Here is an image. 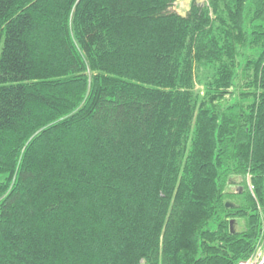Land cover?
Instances as JSON below:
<instances>
[{
	"label": "trees",
	"instance_id": "trees-1",
	"mask_svg": "<svg viewBox=\"0 0 264 264\" xmlns=\"http://www.w3.org/2000/svg\"><path fill=\"white\" fill-rule=\"evenodd\" d=\"M174 1L0 0V264L264 249V0Z\"/></svg>",
	"mask_w": 264,
	"mask_h": 264
},
{
	"label": "rangeland",
	"instance_id": "rangeland-1",
	"mask_svg": "<svg viewBox=\"0 0 264 264\" xmlns=\"http://www.w3.org/2000/svg\"><path fill=\"white\" fill-rule=\"evenodd\" d=\"M192 0H175L171 8H169L170 12H174L180 16L186 15L189 10L190 3ZM198 4L204 3L206 0H194Z\"/></svg>",
	"mask_w": 264,
	"mask_h": 264
},
{
	"label": "built area",
	"instance_id": "built-area-1",
	"mask_svg": "<svg viewBox=\"0 0 264 264\" xmlns=\"http://www.w3.org/2000/svg\"><path fill=\"white\" fill-rule=\"evenodd\" d=\"M238 264H264V249L258 250L251 258Z\"/></svg>",
	"mask_w": 264,
	"mask_h": 264
},
{
	"label": "water",
	"instance_id": "water-1",
	"mask_svg": "<svg viewBox=\"0 0 264 264\" xmlns=\"http://www.w3.org/2000/svg\"><path fill=\"white\" fill-rule=\"evenodd\" d=\"M231 225H233V222H231Z\"/></svg>",
	"mask_w": 264,
	"mask_h": 264
}]
</instances>
